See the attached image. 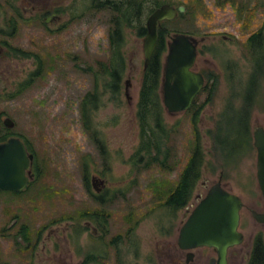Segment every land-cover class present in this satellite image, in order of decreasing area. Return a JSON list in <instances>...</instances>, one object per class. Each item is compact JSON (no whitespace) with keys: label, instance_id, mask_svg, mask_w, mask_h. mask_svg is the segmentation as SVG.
Returning <instances> with one entry per match:
<instances>
[{"label":"rangeland","instance_id":"obj_1","mask_svg":"<svg viewBox=\"0 0 264 264\" xmlns=\"http://www.w3.org/2000/svg\"><path fill=\"white\" fill-rule=\"evenodd\" d=\"M161 1L190 5L191 12L184 19L166 28L171 35L189 33L200 41L194 69L206 75L213 86L209 89L213 97L207 101L202 95L194 110L170 114L161 93L163 126L156 130L161 132L163 153L159 151L158 156L156 151L143 152L142 163L132 160L140 142L137 106L145 70V38L138 35L136 26L129 24L124 28L120 41L119 48L126 53V59L122 58L125 73L120 95L106 84L101 67V63L109 64L115 59L117 52H113V42L109 43L110 25L105 22L108 17L104 13L97 20L91 19V23H80L84 34L79 38L70 30L48 34L39 24L31 28L33 31L22 29L12 44L23 54L6 58V94L17 83L28 84L16 99L5 98L0 110L15 121L14 132L36 152L44 171V183L39 186L44 190L29 203H40L32 206L37 209H32L30 219L34 228L55 219L61 229L60 217L66 212L63 215H68L71 229L69 264H80L90 254L102 255L103 264H209L217 258L214 248L195 249V259L190 263L186 253L178 248L186 211L193 202L190 212L199 204L198 194H207L204 180L210 187L221 180L224 188L243 202L239 230L244 241L230 250L229 264H247L254 240L264 236L263 224L252 215L253 210L264 209L257 154L246 153L236 161L226 150L229 144L225 138L227 132L241 131L246 113L255 126H264V55L254 52L248 42L249 36L259 30L264 38V0H244L247 9L253 8L254 1L260 5L256 13H249L250 27L241 26L243 18L239 19L243 14L237 10L240 7L216 8L214 0H201L195 13L191 7L194 0ZM167 55L165 51L164 62ZM253 86H258L254 97ZM93 92L98 97L95 107L86 111L89 122L85 125L82 102ZM195 154L202 156L200 179L190 205L172 216L170 210L161 206L155 191L167 189V195L174 192ZM151 155L157 160L168 155V160L162 166L156 160L151 162ZM94 176L108 186L104 194L108 200L103 204L94 198ZM2 198L7 202L14 200L10 193H4ZM26 217L20 216V220L26 221ZM106 221V237L98 239L92 228ZM50 255L52 261L46 264L60 262V252ZM8 260L15 262L18 257L10 256Z\"/></svg>","mask_w":264,"mask_h":264},{"label":"flooded vegetation","instance_id":"obj_2","mask_svg":"<svg viewBox=\"0 0 264 264\" xmlns=\"http://www.w3.org/2000/svg\"><path fill=\"white\" fill-rule=\"evenodd\" d=\"M214 2L216 8L224 7L225 5L231 7H240L237 8V10L243 14L239 19L241 20L243 18L240 21L241 26L243 27H250V21H248V18L251 17H249V13H251L252 10H254L256 13L257 10L260 9V5H258V3L256 4L255 1L253 8L249 7L248 9L246 7L247 2L244 0H214ZM164 5L174 7L178 11L177 16L173 20H164L159 26L157 46L160 42L164 43L166 46V51H168L169 44L173 37L180 33H174V35H171V31L167 30L166 25L184 19L187 14L191 12V10H189V4H180L176 6L174 4L167 3L166 1L162 2L161 0H0V103L5 102V98L7 97L8 99H16L22 90L23 84L21 85L20 83H17L14 85L13 91L7 95L4 84L7 65L6 58H19V56L23 54L20 48L17 49L12 44L13 40L19 35L22 29L33 31L34 29L31 28H36L39 24L48 34L58 35L70 30L72 31V35H77L79 38L84 34V32L82 33L83 26L80 23H85L86 21L91 23V19L97 20L96 17L99 14L104 13L107 15L106 17H108L105 22L110 25L108 27V40L109 43L110 41L113 42V52L117 51V56L121 55V59H126L124 57L126 56V53L119 48L122 45L120 44V41L125 34L124 28H126L129 24L136 26V30L139 29L137 30L138 35L145 38L148 35L149 18L155 11ZM200 6L201 0H194V3L191 5L195 13H197ZM181 7H185L186 10L181 12L179 10ZM244 13H246L245 16ZM119 27L121 29H119ZM74 29H77V32L73 31ZM260 32L261 30L252 33L249 36L248 41L253 35ZM197 41V50L199 53L200 41L198 39ZM156 49L153 56L156 54ZM163 53L164 52L161 54L162 59ZM29 55L32 56V54ZM194 68L195 65L193 67V71L197 72ZM16 72L17 70H14L13 74H16ZM204 79L205 86L194 98L192 106L194 104L199 105V98L202 95L206 96L207 101H212L213 94L211 93L213 91L209 89H211V87L213 88V86L212 84L209 85V81L207 84L206 75L204 76ZM253 87H251L253 88L252 91L254 90L252 97L258 94V86ZM251 88L248 87V89ZM93 97L96 99L98 95L95 94ZM249 104H252L251 100H249ZM8 119H10L12 122H7ZM254 119L255 118H253V120ZM15 125V121L3 110H0V144L6 143L11 139L21 140L24 143L28 154L33 155V161L30 169L26 171V176L29 177V182L23 190L19 192L0 191V264H16V262L19 264H37V262L40 264H46L49 261H52L50 258V252L53 251L61 253L60 262H58L59 264H69L68 249L71 229L68 221V215H63L66 212H63L60 217V221L63 223L61 229L57 226L58 220L55 219L42 222L38 224L36 228H34L32 225L33 221L30 219V212L32 209H37V207L32 206L34 204L40 203H32V206H30V201L31 199L39 198L40 193L44 190L43 187H39L42 183H44L41 181L44 171L42 165L40 166L39 164L40 161L38 160L36 152L30 147L28 142L21 137L19 133L14 132ZM259 130H264V126H255V123L251 120V117H249L246 113V118L242 123L241 131L238 134L231 132H227L226 134L225 138L227 139V144H229V146H227L228 149L226 148V150L229 152V156H233V158H235L237 161L238 159L241 160V156L243 157V155L246 153L256 152L258 158L259 150L256 146V135ZM161 153H163L162 150ZM168 155L170 160V154L168 153ZM168 155H165L161 160L166 163L168 160ZM93 178H96L95 181L92 180V185L96 190V193H94V198L99 204H103L106 200H108L107 198H104V194L107 192L106 189L108 186L106 182H103V180H100V178L95 176ZM219 182L222 184L221 180L217 183ZM214 185L210 187L208 181L204 180L203 182V187L207 190V194ZM45 188L47 190L48 186H45ZM166 190L167 189H165V191ZM165 191L163 192L164 195L161 196V202L164 204L171 196L170 193L167 195ZM31 192H33L32 196L30 195ZM4 193L12 194L14 196V200L7 202L2 198ZM47 193L49 194V192ZM50 193L53 194L52 192ZM164 196L166 198H164ZM205 196L198 194L196 196V201L200 202ZM191 200L189 201L188 205H186V207L190 205ZM44 201H48V199H44ZM194 203L195 202H193L190 208L186 211V217L191 213L190 210L191 207L195 205ZM165 208L170 210L169 213L172 216L174 214L176 215L177 211L174 209H171L170 207ZM65 210L67 211V209ZM11 212L15 213L14 216L10 215ZM254 213L264 216V209L262 212L253 210L252 215ZM23 215L28 216L25 218L26 221L20 220V216L23 217ZM82 216L85 217V213H83ZM7 217H11V219L7 221ZM262 224V226H264V223ZM107 225L108 223L106 221L101 223V225L92 228L95 236L98 239H105ZM181 228L179 230V236ZM83 233H86L85 229H83ZM256 241L263 246L264 236L259 235L258 238L254 240L247 264H250V258L254 253ZM112 242L113 241H111V243ZM52 243L54 245H52ZM178 248L180 251L186 253L187 263L193 262L195 259V253L193 251L195 249L183 250L179 246V238ZM233 248L234 247L229 249L228 258L230 250ZM263 253V249H261L260 255H263ZM190 254L192 255L191 258L189 257ZM10 256H12L14 259L18 257V260L15 262L12 260L11 262L8 260ZM88 261L94 264H103L102 255L99 257L98 255L90 254L85 260H82L80 264H88Z\"/></svg>","mask_w":264,"mask_h":264},{"label":"water","instance_id":"obj_3","mask_svg":"<svg viewBox=\"0 0 264 264\" xmlns=\"http://www.w3.org/2000/svg\"><path fill=\"white\" fill-rule=\"evenodd\" d=\"M179 10L184 12L186 8ZM177 14L174 7L164 5L149 18L148 35L144 40L145 69L152 60L161 22L173 20ZM197 46V39L187 34H177L169 44L164 65L163 102L171 114L187 111L204 85L203 75L192 70L197 59ZM7 122L12 121L8 119ZM256 146L259 150L257 177L264 198V130L257 133ZM32 161L33 155L28 154L21 140L11 139L0 144V191L23 190L29 182L26 171ZM242 206L240 197L224 189L221 182L217 183L187 216L180 231L179 246L183 250L214 248L218 257L209 264H229V249L244 240L239 231ZM254 217L264 223L263 215L254 213Z\"/></svg>","mask_w":264,"mask_h":264},{"label":"trees","instance_id":"obj_4","mask_svg":"<svg viewBox=\"0 0 264 264\" xmlns=\"http://www.w3.org/2000/svg\"><path fill=\"white\" fill-rule=\"evenodd\" d=\"M191 10V8H189ZM262 32V31H261ZM256 33L249 39V44L253 47V51L257 52L259 55H264V38L262 33ZM166 51V46L164 43H159L156 49V54L153 56L150 65L143 73L142 86L138 102L137 116L140 123L141 134L140 142L137 151L133 154L132 160L138 159L139 163H142L141 159L143 157V152H158L162 150L161 147V134L159 129L162 130V100H161V86L163 80V69L164 60L161 58L162 52ZM102 71L105 72L106 84L114 88V92L117 95L121 94L122 79L125 73V61L121 59V55H116V58L109 61V64L101 63ZM28 83H24L22 90L26 87ZM208 84V82H207ZM96 93V92H95ZM95 93H89L82 102V113L83 121L85 125L89 122L86 117L87 109L95 107ZM196 105L194 104L191 110H194ZM158 129V130H156ZM102 149V148H101ZM159 156V155H158ZM158 162L160 165H164L163 160H157V157L151 155V162ZM203 161L201 154H195L191 160L188 167L183 172L181 176V181L174 189V192L170 193L171 196L164 205V207H170L175 211H179L188 205L192 198L193 190L198 183L201 176ZM161 191V192H160ZM157 196L161 198L163 192L160 189L155 191ZM162 199V198H161ZM161 201V200H160ZM263 246L256 241L254 253L250 259V264H264V253L260 255V251Z\"/></svg>","mask_w":264,"mask_h":264}]
</instances>
